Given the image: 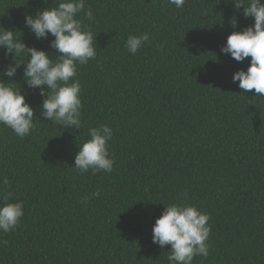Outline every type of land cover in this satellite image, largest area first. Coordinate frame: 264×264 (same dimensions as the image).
I'll return each instance as SVG.
<instances>
[{"label":"trees","instance_id":"obj_1","mask_svg":"<svg viewBox=\"0 0 264 264\" xmlns=\"http://www.w3.org/2000/svg\"><path fill=\"white\" fill-rule=\"evenodd\" d=\"M58 2L0 0V26L55 59L53 37L37 40L24 18ZM89 6L94 20L80 18L97 54L78 66L79 130L47 121L40 90L27 87L23 68L15 77L36 126L21 139L0 124V178L10 182L0 184V203L11 193L10 202L24 204L19 226L0 232V264H168L170 245L152 243V228L164 205L177 202L210 214L209 255L192 264H264V97L232 80L251 58L221 53L254 19L230 0ZM141 33L149 42L133 55L125 42ZM11 62L0 49V71ZM100 124L113 130V170L81 175L75 155Z\"/></svg>","mask_w":264,"mask_h":264},{"label":"clouds","instance_id":"obj_2","mask_svg":"<svg viewBox=\"0 0 264 264\" xmlns=\"http://www.w3.org/2000/svg\"><path fill=\"white\" fill-rule=\"evenodd\" d=\"M235 9H243L245 18H253L254 24L242 31H233L221 53L230 55L237 62L251 58L247 70L233 74L234 83L245 92L253 89L257 96L264 97V0H230ZM176 8H182L185 0H169ZM94 20L91 7H86V0H59L55 6L46 7L34 16L26 15L25 27L37 40L50 41V47L56 50L55 59L48 52L28 47L17 31L0 26V49L5 56H12V62L0 71V124L10 128L14 134L23 139L35 128V113L21 87L17 88L15 77L18 69L23 68L24 83L30 89H39L43 98L41 115L65 129L79 130L82 120V86L76 79L78 66L86 65L96 57L94 34L89 25ZM234 21V22H233ZM232 21L236 27L235 19ZM20 32V31H19ZM22 33V32H21ZM149 34L129 35L125 42L126 49L136 54L149 42ZM26 56L27 61H21ZM7 77L8 81L3 78ZM87 139L78 148L74 167L79 174L91 172L111 173L115 160L109 151V141L113 130L106 124H100L88 130ZM7 177L0 178V184H9ZM99 195V193H94ZM8 193L0 203V232L14 231L24 216L22 201L10 202ZM89 198H83L87 203ZM210 214L202 211L197 205L184 202L164 205L161 215L155 220L152 228V243L160 248L170 245L168 264H192L197 256L207 258L209 255L208 239L212 225ZM7 241L0 240V244Z\"/></svg>","mask_w":264,"mask_h":264},{"label":"bare ground","instance_id":"obj_3","mask_svg":"<svg viewBox=\"0 0 264 264\" xmlns=\"http://www.w3.org/2000/svg\"><path fill=\"white\" fill-rule=\"evenodd\" d=\"M27 166V165H26ZM27 168V167H26Z\"/></svg>","mask_w":264,"mask_h":264}]
</instances>
